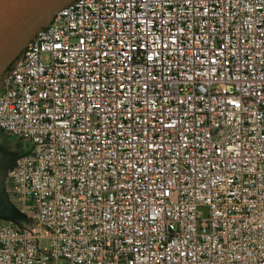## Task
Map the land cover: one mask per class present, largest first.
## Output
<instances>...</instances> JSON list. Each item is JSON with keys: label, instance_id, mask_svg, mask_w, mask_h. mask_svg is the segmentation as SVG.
<instances>
[{"label": "built area", "instance_id": "built-area-1", "mask_svg": "<svg viewBox=\"0 0 264 264\" xmlns=\"http://www.w3.org/2000/svg\"><path fill=\"white\" fill-rule=\"evenodd\" d=\"M0 84V264H264V0H73Z\"/></svg>", "mask_w": 264, "mask_h": 264}, {"label": "water", "instance_id": "water-1", "mask_svg": "<svg viewBox=\"0 0 264 264\" xmlns=\"http://www.w3.org/2000/svg\"><path fill=\"white\" fill-rule=\"evenodd\" d=\"M71 1L0 0V79L33 34L47 24L57 9Z\"/></svg>", "mask_w": 264, "mask_h": 264}, {"label": "rangeland", "instance_id": "rangeland-1", "mask_svg": "<svg viewBox=\"0 0 264 264\" xmlns=\"http://www.w3.org/2000/svg\"><path fill=\"white\" fill-rule=\"evenodd\" d=\"M27 149V144L0 133V224L22 229L34 227L28 204L11 192L2 173L15 160L23 157Z\"/></svg>", "mask_w": 264, "mask_h": 264}, {"label": "trees", "instance_id": "trees-1", "mask_svg": "<svg viewBox=\"0 0 264 264\" xmlns=\"http://www.w3.org/2000/svg\"><path fill=\"white\" fill-rule=\"evenodd\" d=\"M1 133V132H0Z\"/></svg>", "mask_w": 264, "mask_h": 264}]
</instances>
